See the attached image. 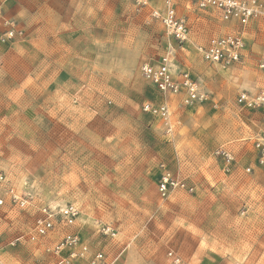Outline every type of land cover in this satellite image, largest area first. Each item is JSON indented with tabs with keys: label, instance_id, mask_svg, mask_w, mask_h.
<instances>
[{
	"label": "rangeland",
	"instance_id": "374dc122",
	"mask_svg": "<svg viewBox=\"0 0 264 264\" xmlns=\"http://www.w3.org/2000/svg\"><path fill=\"white\" fill-rule=\"evenodd\" d=\"M188 1L177 0L189 31L180 51L133 0H93L89 14L70 9L60 20L55 10L76 0H0V173L8 180L0 182V264H91L96 252L107 264H174L171 252L185 264H264V165L254 146L264 137V105L237 104L241 91L264 87V17L243 27ZM7 21L18 33L4 40ZM63 21L69 36L57 41ZM28 25L37 39L49 29L51 55L27 41ZM227 33L243 35L240 63L205 61L201 49ZM171 48L208 97L171 106L174 132L165 137L163 122L143 110L152 90L141 65ZM218 148L232 153L231 166ZM166 170L193 190L163 194ZM11 186L27 207L10 200ZM68 203L80 212L71 230L90 252L63 263L69 253L48 248L66 228L30 235L42 206Z\"/></svg>",
	"mask_w": 264,
	"mask_h": 264
},
{
	"label": "built area",
	"instance_id": "2783aa9c",
	"mask_svg": "<svg viewBox=\"0 0 264 264\" xmlns=\"http://www.w3.org/2000/svg\"><path fill=\"white\" fill-rule=\"evenodd\" d=\"M153 0H135L138 9L149 7ZM199 8L213 9L223 22H232L243 27L250 24L258 17H264V0H191ZM164 9H151L152 18L157 20L162 26L167 37H172L179 45L184 46L189 40L187 18L178 13L177 0H163ZM9 28L3 39L12 38L18 33L15 24L7 21ZM246 51V44L241 33H227L213 37L206 48L201 49L202 57L205 61L220 64L222 66H232L239 63ZM264 69V62L260 65ZM142 75L147 82L153 85L161 95L160 102L148 101L143 104L144 112L159 119L165 126V133L172 135L174 125L172 124V110L169 98L171 96L182 97V105L190 106L207 100V95L203 92L197 78L186 68L179 67L174 60V50L171 48L154 63L145 62L141 68ZM237 104L243 108H256L264 105V87L257 93L251 94L245 90L241 91L237 97ZM257 150L258 162L264 165V137H259L254 142ZM215 155L224 161L229 167L235 161L232 153L226 148H218ZM250 171V168L248 169ZM0 182L7 183V176L0 173ZM188 188L186 183L174 178L173 174L166 170L160 181V191L166 194L172 189ZM10 200L20 207H27V195L19 193L15 187L11 186L7 191ZM4 203L0 199V205ZM42 216L36 220L32 240L48 236L52 233L57 224L66 228V232L59 242L49 252L59 256L67 251L68 256L62 257V262L68 263L71 260L85 258L89 254V246L82 242L80 236L71 230L78 221L80 212L74 204L52 207L44 205L40 208ZM107 234H115L111 227L103 228ZM174 264H185L181 258L174 256L171 252ZM91 264H107L104 254L96 252L91 257Z\"/></svg>",
	"mask_w": 264,
	"mask_h": 264
},
{
	"label": "crops",
	"instance_id": "0c3cea01",
	"mask_svg": "<svg viewBox=\"0 0 264 264\" xmlns=\"http://www.w3.org/2000/svg\"><path fill=\"white\" fill-rule=\"evenodd\" d=\"M92 1L93 0H88L87 7H84L83 5L79 4V1L78 0H76V2H78L77 6L75 5L72 8H69V5L68 4L61 5V6H59V8H57V10H55L56 15L58 16L57 18H59V20L60 19H63L65 14H70L71 13V10H88V14H89V10H95V6H94V3H92ZM133 1L135 2V0H133ZM188 2L191 5H188L187 8L190 9V7L192 6L193 2L191 0L188 1ZM176 7H177V2H176ZM153 8L164 9V2H163V0H153L152 3H151V5L148 8H146V10H148V13H149V10L150 9H153ZM139 11H141V10L139 9ZM177 11H178L179 14H181L179 12V10H177ZM181 15L185 16L184 14H181ZM45 20H47V19H45ZM156 22L158 23L159 27L161 28V31H163L164 36H166V34L164 33V30H163L162 26L159 24V22L157 20H156ZM62 23H63L62 26H63L64 29L58 31L59 33H57V36H56L57 41L58 40H62V41L63 40H66L68 38V36H69L68 33H65L67 31H69V29L65 28L66 26H64V21ZM26 28H27L28 33L30 34V38H28L27 41H29V43L31 44V46L33 48H39V51L41 52L42 56H46L47 57V56L51 55L52 54V49L51 48H52V45L53 44H50L49 43V37L47 38V37L43 36V35H47L49 29H45L44 27L43 28H40L39 31H43V32L40 34V38L37 39V38H34L33 37L34 35H32L33 33H31V32H33L34 30L32 31L30 25H28ZM43 37H45V38H43ZM37 40H38V43H37ZM50 42H52V41H50ZM188 42H189V40H188ZM86 45H87V47L90 46V42H87ZM92 45H94V44L92 43ZM178 48H180L179 49L180 51L181 50H184L185 45L184 46H181V47H178ZM172 49L174 50V60H175V63L177 64V62H178V55H179L180 52L177 53L178 51H176L175 48H172ZM45 60L47 61L48 59H45ZM239 63H237V64H239ZM237 64L232 65V67L235 66V65H237ZM142 65H141V68H142ZM183 67L189 68L187 65H185ZM53 78L58 79L59 78V75H55ZM51 83L54 84L55 86H56V84H58V83L55 84L53 81H51ZM149 85H150V89L152 90V92H151V100L150 101L157 102L158 98H161V95H160V93L157 91V89L153 85H151L150 83H149ZM169 101H170V104L172 106V110H174L175 107L182 105V102H181L182 101V97H181V95H179V96H171L169 98ZM161 124L162 123L160 122V125ZM164 131H165V126H164ZM169 136L170 135H166L165 137H169ZM63 254H66V252H63ZM77 260H80V259H77Z\"/></svg>",
	"mask_w": 264,
	"mask_h": 264
}]
</instances>
